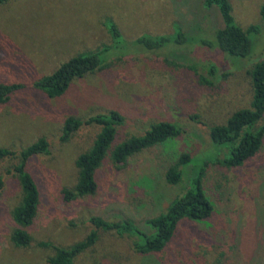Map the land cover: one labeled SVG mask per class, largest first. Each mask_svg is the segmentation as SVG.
<instances>
[{
  "label": "rangeland",
  "instance_id": "1",
  "mask_svg": "<svg viewBox=\"0 0 264 264\" xmlns=\"http://www.w3.org/2000/svg\"><path fill=\"white\" fill-rule=\"evenodd\" d=\"M204 0H7L0 4V83L22 85L0 105V148L23 150L40 138L49 143L47 155L29 164L41 200L36 219L26 230L33 241L67 248L94 230L88 219H129L135 224L164 212L189 188L192 166L178 184L166 181L167 170L181 154L204 168L202 188L213 206L208 222L182 220L159 253L140 254L133 239L98 231L96 243L73 264H264V136L257 154L242 166L228 168L225 147L210 142L209 129L225 124L237 110L250 107L249 71L264 62V24L259 10L264 0H229L234 23L249 34L251 52L236 58L217 48L221 28L218 9ZM121 33L117 48L107 54L101 70L76 79L60 97L49 98L32 88L74 56L113 45L108 24ZM174 23L186 35L174 40ZM144 36L166 37L151 50L133 43ZM114 46V45H113ZM212 70V73L210 72ZM118 112L124 123L112 147L142 136L150 125L169 122L182 134L155 146L127 163L112 162L110 154L96 173L92 196L65 201L64 189L77 181L76 158L92 145L100 128L82 127L61 142L64 121ZM264 129V116L256 125ZM112 150V148H111ZM110 150V151H111ZM215 159V160H214ZM6 160L0 175V264H47L52 250L36 245L20 249L10 236L16 228L13 209L20 201L17 181L6 174L15 164ZM142 178H145L142 179Z\"/></svg>",
  "mask_w": 264,
  "mask_h": 264
},
{
  "label": "trees",
  "instance_id": "2",
  "mask_svg": "<svg viewBox=\"0 0 264 264\" xmlns=\"http://www.w3.org/2000/svg\"><path fill=\"white\" fill-rule=\"evenodd\" d=\"M6 1L0 0V4ZM213 6L218 9L223 25L215 30L217 48L232 57H248L251 52L248 35L259 33L260 27L250 26L245 31L239 28L234 23L229 0H204L202 2V7L205 10H209ZM259 14L264 24V3L260 7ZM107 26L114 46L104 45L96 51L72 57L61 64L52 74L34 82L32 88L43 92L49 98L60 97L68 90L73 81L93 74L106 66L109 50L117 48L122 38L115 24L111 22ZM174 32L175 42L181 44L186 41V35L177 23H174ZM168 40L166 37L144 36L137 39L133 45H144L151 50H157ZM210 72L212 73V70ZM249 75L252 90L250 107L235 111L225 124L212 126L209 129V138L213 146L225 147L228 150V154L222 160V163L228 168L242 166L255 156L261 147L264 136L263 128H255L264 116V62L255 64L249 71ZM23 89L22 85L0 83V105ZM123 123L122 116L115 111L91 116L85 120L69 117L64 121L60 136L61 142L69 141L84 126L96 125L100 128L91 147L75 160L78 172L77 181L73 188L63 190L65 201H73L96 193L98 189L96 173L108 154H110L113 163L122 165L135 155L173 141L182 134V130L177 125L159 122L150 125L142 136L130 137L112 147L117 130ZM48 152L49 143L45 138L38 139L23 150L12 151L0 148V166L9 159L16 161L5 173L17 181L20 190V201L11 214L16 228L10 236V241L14 247L20 249L36 245L38 248L52 250L53 255L47 258V264H73L78 255L96 243L98 231L112 232L119 237L125 236L133 239V249L140 254L159 253L173 238L180 221L206 223L212 216L213 206L201 184L204 168L211 160H204L200 164L194 165L193 158L187 154H181L175 165L167 170L165 178L171 185L178 184L184 175L185 168L192 166L189 188L184 194L173 200L158 216L146 219L142 225L135 224L126 218L118 221H106L99 217H91L88 222L94 230L80 242L67 248L50 242L35 243L26 229L32 226L36 219L41 195L38 184L30 172L29 164L37 157L47 155ZM142 179L145 180V178ZM5 184L6 177L4 174L0 175V193Z\"/></svg>",
  "mask_w": 264,
  "mask_h": 264
}]
</instances>
